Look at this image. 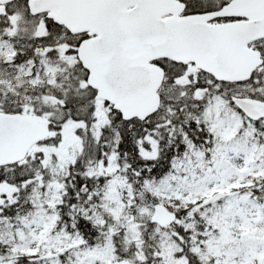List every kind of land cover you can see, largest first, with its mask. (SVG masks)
Returning a JSON list of instances; mask_svg holds the SVG:
<instances>
[{
  "label": "snow or ice",
  "instance_id": "1",
  "mask_svg": "<svg viewBox=\"0 0 264 264\" xmlns=\"http://www.w3.org/2000/svg\"><path fill=\"white\" fill-rule=\"evenodd\" d=\"M0 264H264V0H0Z\"/></svg>",
  "mask_w": 264,
  "mask_h": 264
}]
</instances>
